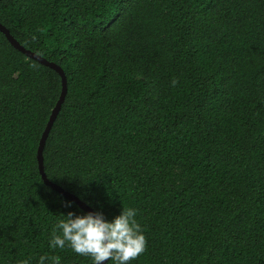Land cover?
Listing matches in <instances>:
<instances>
[{
    "label": "trees",
    "instance_id": "1",
    "mask_svg": "<svg viewBox=\"0 0 264 264\" xmlns=\"http://www.w3.org/2000/svg\"><path fill=\"white\" fill-rule=\"evenodd\" d=\"M0 22L64 70L45 172L108 220L137 210L131 264H264V0H0ZM62 88L0 30V264L91 263L48 246L88 213L39 170Z\"/></svg>",
    "mask_w": 264,
    "mask_h": 264
},
{
    "label": "clouds",
    "instance_id": "2",
    "mask_svg": "<svg viewBox=\"0 0 264 264\" xmlns=\"http://www.w3.org/2000/svg\"><path fill=\"white\" fill-rule=\"evenodd\" d=\"M136 217L137 210L133 207H122L120 214L111 220L101 211L82 215L69 211L55 224L48 246L50 249L68 247L80 256L89 257L91 264H131L147 244ZM18 264H31V257ZM36 264H62V258L42 254Z\"/></svg>",
    "mask_w": 264,
    "mask_h": 264
},
{
    "label": "water",
    "instance_id": "3",
    "mask_svg": "<svg viewBox=\"0 0 264 264\" xmlns=\"http://www.w3.org/2000/svg\"><path fill=\"white\" fill-rule=\"evenodd\" d=\"M0 30L6 35V37L8 38V40L11 42V44L17 48L18 50H20L21 52H23L24 54H26L28 57L33 58L38 60L39 62L50 66L52 68H54L62 77V83H63V88H62V93L60 95V98L53 110V113L50 117V120L48 122V125L43 133V136L41 138L40 141V146L38 149V161H39V170L40 173L42 175V178L44 180V182L46 184H48L50 187H52L53 189L57 190L58 192L62 193L64 196H66L68 199L76 202L81 208H83L84 210H86L87 212H95L92 207H90L86 202L82 201L78 196L74 195L73 193L66 191L63 187H61L60 185L54 183L53 181H51L46 172H45V165H44V147L46 144V140L48 138L49 132L57 118V115L62 107L63 102L65 101V97L67 94V77L65 75L64 70L56 63L51 62L49 60H47L46 58L42 57L41 55H38L37 53L27 49L25 46H23L10 32V30L3 25L0 22ZM106 263V262H105ZM74 264H79V263H74ZM82 264H91V263H82Z\"/></svg>",
    "mask_w": 264,
    "mask_h": 264
}]
</instances>
